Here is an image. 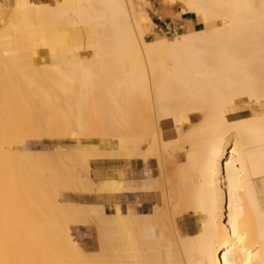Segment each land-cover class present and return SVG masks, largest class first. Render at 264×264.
I'll use <instances>...</instances> for the list:
<instances>
[{"label":"bare ground","instance_id":"obj_1","mask_svg":"<svg viewBox=\"0 0 264 264\" xmlns=\"http://www.w3.org/2000/svg\"><path fill=\"white\" fill-rule=\"evenodd\" d=\"M144 1L18 0L0 36V264H264V0H163L203 28L150 41ZM167 125L179 139L164 140ZM68 134L101 140L78 141L67 161L18 145ZM179 140L186 163L159 236L172 241L166 260L143 239L152 216L139 202L120 199L108 214L58 201L60 190L91 192L90 176L73 175L91 158L149 172ZM187 211L197 228L179 224ZM88 225L93 253L69 231Z\"/></svg>","mask_w":264,"mask_h":264},{"label":"rangeland","instance_id":"obj_2","mask_svg":"<svg viewBox=\"0 0 264 264\" xmlns=\"http://www.w3.org/2000/svg\"><path fill=\"white\" fill-rule=\"evenodd\" d=\"M17 2L18 0H0V36H4L6 28H8L12 24V22H15ZM31 2L36 3V4L39 3V5H42V4L54 5L56 4L57 0H31ZM163 8L169 9L177 13L176 16L172 17L173 20L164 18L163 13H162ZM178 11H179L178 5L169 6L163 0H147V1L141 2L138 6V12H139V16L143 18V23L146 29L148 30L147 39L150 41L152 40V38L153 40L156 38H170L174 35L181 34L184 31L193 32V31H197L198 29L203 28V25H201V23L197 21L195 15H192L193 21H194L193 26L190 28H185L183 25V22H181L182 15L180 11L179 12ZM177 18L180 21H178ZM198 120H200L199 114L191 119V123L197 122ZM163 133H164V140L166 142H172L176 139H179L178 135L176 134L175 128L171 125L169 126L167 125L166 127H164ZM78 135H74V136H77L76 138H74L75 141H73V137L70 134L63 135V137L59 135L60 138L58 136H55L56 138L55 137H43L41 139L40 138H25L23 139V141L18 142V145L20 146L18 147L21 148L23 146H28L31 149L43 151L46 153L45 154L46 157H50V158L52 157L51 155L53 154H54L53 157L56 155L55 158H57L61 154L58 158H62L65 161H67L66 158H68L69 157L68 155H70L71 153L69 149L71 147H76L78 145L77 143H79L78 141L81 140L80 145H87L89 143H92L93 141L101 140L100 138L94 139L88 136L85 137V135L83 136H81V134H78ZM66 136H69V137H66ZM78 138L79 140H76ZM179 142L180 140L176 142V144L174 143L169 144L170 146L173 144L171 147L168 145L164 149L159 148L160 150L158 152V156L156 157L154 156V158L153 157L150 158L153 161V164L155 165V177L157 179H155L151 175V170L149 167H148L150 170L149 172H146L143 169L141 171V176H138L139 175L138 173H135L132 175L128 171L129 169L128 165L126 163H123L124 168L119 172V177H120L119 181H110V182L100 181L99 183H94V186L91 190V192L93 190L95 192V187H97L98 192L100 193H103V192L117 193L119 198L126 200V203L129 206H134L136 202H139L141 204L140 197L142 195L153 193V196L155 197V200H156V204L152 206L151 205L142 206L143 209H145L148 212H151L149 216H152V217L147 218L145 222L143 223L145 224V227L142 228V231H143L142 236H143V239L146 241H149V240L151 241V239H155V241H157V243L153 245V248L157 250V252L164 258V260H166L169 254L167 248L172 246V241L170 237H163L161 243L159 242L162 221L164 219L169 220L171 218L168 215L172 213L170 209L172 208V204H171L172 202L169 201L170 199L168 198V196L170 197L174 196V194L171 191L174 192V188L176 186L174 184H177L178 182L177 181L178 178H176L177 177L176 172L180 168L179 164L186 163L185 149L187 148V146L184 145L182 142L181 143ZM176 145L180 146V147L178 146L179 150H177ZM174 147H175V150H174ZM57 150H58V153H57ZM55 151H56V154H55ZM63 153L65 155H62ZM103 158H106V157L91 158L90 163L93 160L103 159ZM110 158H116V157H110ZM116 159H121V158L117 157ZM167 162L169 163L166 164ZM69 165H72V163L71 164L69 163ZM75 170L73 171V175L75 176L76 180L78 178L84 179L89 176H90L89 178L91 179V169L90 168H89V171H85L80 166H76ZM129 170L132 171L131 169ZM162 178L164 179V181H162L163 180ZM170 178L172 179L171 181H170ZM132 180H134L135 182V188L133 189L134 192L119 190V189H131L130 183ZM156 181L159 182V185L156 183ZM168 181L170 182L169 184H168ZM104 185L106 186L108 185L111 188L115 186L116 189L118 190H114L113 192L111 191L112 189L104 190L103 188ZM59 190L60 189H58V191ZM71 193L72 192L60 190L58 194L59 196H57L58 201H60V203L74 201L75 203L84 204L85 202L83 201L84 199L79 200V198L76 199L75 197L71 196L72 198H74L71 200V197L69 196ZM67 196H69L70 199H68ZM85 206H88L90 209L91 207H96V206L98 207L100 205H85ZM194 215L195 214L193 211L185 212L182 216L177 217L179 224L183 227H188L190 229L197 228L199 224H198L196 215L195 217ZM157 219L158 221H160L159 223L157 222ZM69 231L71 234H73L72 236L79 241V243L81 244V246L84 248L85 251L89 253H93L98 250V240H97V235H96L94 226L88 225L87 231H85L84 234L79 233L78 229H74L72 227H69Z\"/></svg>","mask_w":264,"mask_h":264},{"label":"crops","instance_id":"obj_3","mask_svg":"<svg viewBox=\"0 0 264 264\" xmlns=\"http://www.w3.org/2000/svg\"><path fill=\"white\" fill-rule=\"evenodd\" d=\"M162 13L165 19L173 20L172 17L176 16L177 13L169 10V9H162ZM178 21H180L177 18ZM181 22L185 28H190L193 26V17L192 15L189 16H182ZM115 149V147H113ZM135 173H138V176H141V171L143 170L142 165H135ZM124 168L123 161L121 159L116 158H103L93 160L90 164L91 169V180L94 183H99L100 181L103 182H110V181H119V172ZM149 168L151 170V175L155 177V165L153 161L150 159ZM97 190V191H96ZM88 195V196H87ZM83 199L85 205H102L104 207V211L106 213H113L114 207L117 204H120V198L117 193L111 192H98V188L95 187V192L88 193ZM141 206H149L155 205L156 200L153 196V193H149L146 195H142L140 197ZM79 233L84 234L87 231V226H81L79 229ZM85 236V235H84Z\"/></svg>","mask_w":264,"mask_h":264}]
</instances>
